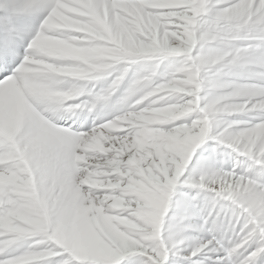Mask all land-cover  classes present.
I'll return each instance as SVG.
<instances>
[{
  "label": "snow or ice",
  "instance_id": "obj_1",
  "mask_svg": "<svg viewBox=\"0 0 264 264\" xmlns=\"http://www.w3.org/2000/svg\"><path fill=\"white\" fill-rule=\"evenodd\" d=\"M0 264H264V0H0Z\"/></svg>",
  "mask_w": 264,
  "mask_h": 264
}]
</instances>
